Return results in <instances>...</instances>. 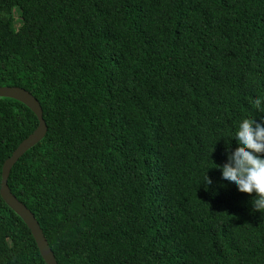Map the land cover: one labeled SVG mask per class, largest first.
I'll return each mask as SVG.
<instances>
[{
  "label": "trees",
  "instance_id": "trees-1",
  "mask_svg": "<svg viewBox=\"0 0 264 264\" xmlns=\"http://www.w3.org/2000/svg\"><path fill=\"white\" fill-rule=\"evenodd\" d=\"M2 88L43 109L8 185L57 264H264L255 194L212 169L264 123V0H0ZM38 127L0 97V264H46L1 196Z\"/></svg>",
  "mask_w": 264,
  "mask_h": 264
},
{
  "label": "clouds",
  "instance_id": "clouds-1",
  "mask_svg": "<svg viewBox=\"0 0 264 264\" xmlns=\"http://www.w3.org/2000/svg\"><path fill=\"white\" fill-rule=\"evenodd\" d=\"M252 107L256 113H264V97L254 98ZM234 140L238 144L237 150L233 152L229 147L227 163L223 166L215 164L212 169L222 174L221 188L232 186L240 193L255 194L251 200L252 210L264 214V123H258L256 118L244 119L234 130ZM208 171L203 185L211 192L214 182Z\"/></svg>",
  "mask_w": 264,
  "mask_h": 264
},
{
  "label": "water",
  "instance_id": "water-1",
  "mask_svg": "<svg viewBox=\"0 0 264 264\" xmlns=\"http://www.w3.org/2000/svg\"><path fill=\"white\" fill-rule=\"evenodd\" d=\"M0 97L13 99L25 104L33 111L39 120L38 129L19 146V148L13 153L12 157L6 161L3 166L1 196L3 200L21 216L31 230L46 264H57L56 258L37 219L33 213L11 193L8 185L13 167L30 149L40 143L48 133V127L44 120L43 109L35 97L22 89L2 88L0 89Z\"/></svg>",
  "mask_w": 264,
  "mask_h": 264
},
{
  "label": "rangeland",
  "instance_id": "rangeland-1",
  "mask_svg": "<svg viewBox=\"0 0 264 264\" xmlns=\"http://www.w3.org/2000/svg\"><path fill=\"white\" fill-rule=\"evenodd\" d=\"M16 23H17V28L20 27V20H16Z\"/></svg>",
  "mask_w": 264,
  "mask_h": 264
}]
</instances>
